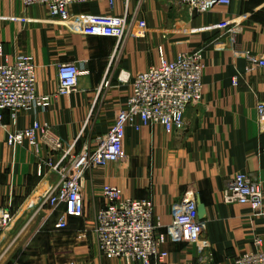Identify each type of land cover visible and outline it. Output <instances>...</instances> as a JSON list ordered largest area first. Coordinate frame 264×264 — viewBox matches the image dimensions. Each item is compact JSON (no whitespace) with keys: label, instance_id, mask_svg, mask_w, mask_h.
Instances as JSON below:
<instances>
[{"label":"crops","instance_id":"0c3cea01","mask_svg":"<svg viewBox=\"0 0 264 264\" xmlns=\"http://www.w3.org/2000/svg\"><path fill=\"white\" fill-rule=\"evenodd\" d=\"M70 12L122 16L131 33L122 40L84 35L73 20L63 23L44 6L0 0V64L19 54L32 57L36 92L49 99L48 107L18 111L14 118L3 112L0 206L12 219L0 230V264H140L106 258L98 250L93 222L104 206V184L118 187L122 198L152 200L163 225L171 221V206L186 186L195 189L205 206L202 239L208 248L199 252L193 243L167 241L162 264H231L255 249V237L264 250V128L256 107L264 103V65L258 63L264 61V0H230L201 14L180 0H115L112 6L108 0H85ZM140 20L143 33H138ZM224 20L234 32L216 27ZM192 51L202 57V99L188 106L184 129L167 133L158 124L127 126L125 158L85 172L84 215L68 217L60 228L63 206L40 204L38 198L58 183L46 163H55L61 152L44 140L36 148L9 146L6 133L37 121L63 141V151L77 153L109 129L136 74L157 65L160 56L173 60ZM66 62L84 69L75 90L57 96V65ZM238 172L260 181L259 210L223 201V189Z\"/></svg>","mask_w":264,"mask_h":264},{"label":"built area","instance_id":"2783aa9c","mask_svg":"<svg viewBox=\"0 0 264 264\" xmlns=\"http://www.w3.org/2000/svg\"><path fill=\"white\" fill-rule=\"evenodd\" d=\"M25 6L41 5L50 16L63 23L71 20L84 35L109 36L122 40L131 33L126 20L118 15H75L70 7L85 0H19ZM196 13H205L216 5H228L230 0H180ZM112 6L115 0H108ZM143 33L145 21L137 22ZM230 21L216 24L220 30L234 32ZM0 56L3 47L0 44ZM252 60H255L251 57ZM264 65V61H258ZM202 57L200 52H183L173 60L160 56L157 65L139 72L133 79L131 94L118 111L109 129L95 137L92 145L85 144L77 153L63 151L64 143L48 132L46 126L34 121L22 129L6 133L9 146L27 143L39 146L44 140L52 151L61 152L58 160L46 163L59 176L58 183L39 197V203L52 207L63 206L58 226L64 228L68 217L84 215V200L81 179L88 170L101 168L109 162H120L125 158L124 139L126 127L139 130L141 125L158 124L167 133L181 131L185 127V114L189 105L202 99ZM74 62L57 65V96H66L76 88L77 78L83 72ZM35 64L32 57L19 54L11 62L0 64V126L3 112L9 111L14 118L18 111L46 108L47 96L36 92ZM258 122L264 128V103L257 104ZM104 206L95 213L93 232L100 254L106 258H124L140 264H162L168 252L163 249L167 241L187 242L197 246L199 252L208 248L203 240L205 222L197 213V192L188 185L181 198L172 204L171 221L163 225L155 216L152 200L144 198H122L120 189L102 186ZM225 203H239L259 210L262 203L260 181L249 173L238 172L222 191ZM11 213L0 206V230L7 228ZM163 228V229H162ZM261 238L255 237V249L234 257L231 264H264ZM210 256V255H209ZM201 263L203 258L201 257Z\"/></svg>","mask_w":264,"mask_h":264},{"label":"water","instance_id":"95a60500","mask_svg":"<svg viewBox=\"0 0 264 264\" xmlns=\"http://www.w3.org/2000/svg\"><path fill=\"white\" fill-rule=\"evenodd\" d=\"M196 202H197V213L199 219H203L205 216V206L204 204L200 201L199 198L196 196Z\"/></svg>","mask_w":264,"mask_h":264},{"label":"rangeland","instance_id":"374dc122","mask_svg":"<svg viewBox=\"0 0 264 264\" xmlns=\"http://www.w3.org/2000/svg\"><path fill=\"white\" fill-rule=\"evenodd\" d=\"M7 1V0H6ZM9 1V0H8ZM35 6H38V5H35ZM9 18H11V19H20V18H16V17H9ZM187 187V186H186ZM186 189V188H185Z\"/></svg>","mask_w":264,"mask_h":264}]
</instances>
